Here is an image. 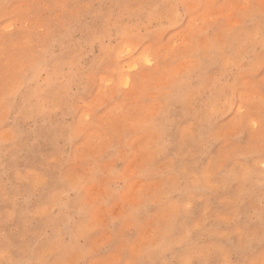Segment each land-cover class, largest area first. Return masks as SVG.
Wrapping results in <instances>:
<instances>
[{
  "label": "rangeland",
  "instance_id": "obj_1",
  "mask_svg": "<svg viewBox=\"0 0 264 264\" xmlns=\"http://www.w3.org/2000/svg\"><path fill=\"white\" fill-rule=\"evenodd\" d=\"M0 264H264V0H0Z\"/></svg>",
  "mask_w": 264,
  "mask_h": 264
}]
</instances>
